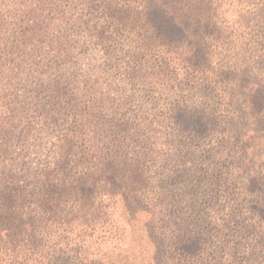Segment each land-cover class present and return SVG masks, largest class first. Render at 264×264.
Returning <instances> with one entry per match:
<instances>
[{"label":"rangeland","instance_id":"374dc122","mask_svg":"<svg viewBox=\"0 0 264 264\" xmlns=\"http://www.w3.org/2000/svg\"><path fill=\"white\" fill-rule=\"evenodd\" d=\"M57 1L66 5V0ZM77 1L68 4L70 25L77 24L74 31L69 36L57 26L55 33L64 43L58 54L68 46L72 52L62 54L59 65H50L51 70L43 73V103L38 106L29 98L35 96L33 76L38 70L17 88L16 93L25 96L22 102L0 103V259L213 264L222 257L221 241L228 240L222 231V215L205 208L195 167L186 159L185 149L172 145L189 140L170 130L166 121L171 117L161 124V113L169 115L166 107H178V114L188 123L204 129L220 117L233 118L230 112L234 113L236 103H149L140 99L154 92L148 81L117 70L129 50L136 52V38L147 42L153 30L166 28L169 18L176 25L177 17L201 0H79L76 5ZM91 2L97 10L107 9V19L101 18L104 25L98 26L115 30L100 45L80 26V21L92 18ZM258 3L222 0L216 20L231 27L240 22L238 15H251ZM59 15L53 19L56 25ZM255 25L243 43L249 46L241 45L242 49L254 50L255 39L264 43V31ZM229 32L234 30L228 28ZM76 42L81 50L76 51ZM35 46L27 42L21 53H34ZM222 53L233 56L232 51ZM38 54L36 61L42 64L54 56L47 50ZM59 86L58 103L53 96ZM146 145L149 150L143 149ZM45 176L56 185L53 190ZM48 198L56 202L49 208L56 216L52 223L40 210ZM31 211L43 218L29 238L23 215ZM198 212L209 216L208 233L190 242L199 232Z\"/></svg>","mask_w":264,"mask_h":264},{"label":"trees","instance_id":"16d2710c","mask_svg":"<svg viewBox=\"0 0 264 264\" xmlns=\"http://www.w3.org/2000/svg\"><path fill=\"white\" fill-rule=\"evenodd\" d=\"M74 1L66 0V5H60L57 0H0V103L22 102L25 96H19L17 88L33 76L34 70H38L35 78L33 76L35 96L29 98L38 106L43 103L40 97L44 88L43 73L51 70L50 65H59L62 54L72 52V47L68 46L58 54L64 43L56 39L55 33L57 26L64 28L63 33L69 36L74 31L77 24L70 25L67 16L68 4ZM94 2L88 8L92 18L80 21V26L83 25L89 38L99 44L109 41L110 37L106 36L113 35L115 30L98 26L99 23L104 25L101 18L106 17L107 9L104 8L105 12L97 10ZM220 3L222 0H201L177 15L176 25L174 19L169 18L166 28L153 30L147 42L136 38V52L129 50L128 58L117 70L125 76L136 73L138 81H148L146 85L154 92L140 95V99L149 103H236L234 113L230 112L233 118L220 117L217 123H207L204 129L188 123L185 116L178 114V107L172 105L165 108L169 115L161 113V124L171 117L166 121L170 130H177L189 140L185 145L176 141L172 145L185 149L186 159L195 167L194 173L204 189L202 196L206 197L205 208L222 215V231L228 240L221 241L222 257L213 264H264V43L252 40L256 43L254 50L241 46H249L250 43H243L248 32L257 27L255 23L264 31V0H259L251 15L247 12L238 15L240 22L231 27L219 25L216 20ZM57 14H60L58 25L53 20L57 19ZM228 28L234 32L228 33ZM27 42L36 45L34 53L29 55L21 53ZM75 45L76 51L81 50L79 42ZM46 50L54 54L48 60L50 63H38L36 59L41 56L38 53ZM229 51L233 52L232 57L222 53ZM253 54L258 55L254 58ZM154 55L159 56L152 62ZM159 88L162 90L155 91ZM51 89L49 86V92ZM61 90L59 86L56 96L53 93V100L58 99V103ZM153 93L158 97L153 95L151 99L148 94ZM257 103L263 104L257 107ZM143 149L149 150L150 145ZM45 177L53 190L56 185L49 176ZM258 191L260 194L256 193ZM52 204L56 202L48 198L40 206L42 216H47L51 223V218L56 217L49 209ZM198 213L195 224L199 225V232L190 242L208 233L209 216ZM23 216L28 236L32 238L35 224L43 217L37 216L35 211ZM49 262L62 263L59 259H0V264Z\"/></svg>","mask_w":264,"mask_h":264}]
</instances>
